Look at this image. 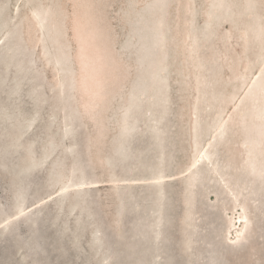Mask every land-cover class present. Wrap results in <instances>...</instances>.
I'll list each match as a JSON object with an SVG mask.
<instances>
[{"label": "rangeland", "instance_id": "1", "mask_svg": "<svg viewBox=\"0 0 264 264\" xmlns=\"http://www.w3.org/2000/svg\"><path fill=\"white\" fill-rule=\"evenodd\" d=\"M0 264H264V0H0Z\"/></svg>", "mask_w": 264, "mask_h": 264}]
</instances>
